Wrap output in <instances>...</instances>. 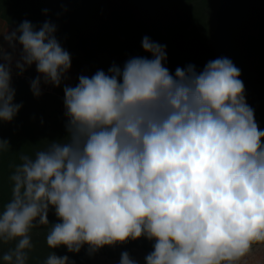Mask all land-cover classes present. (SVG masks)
<instances>
[{"label": "clouds", "instance_id": "9594fccd", "mask_svg": "<svg viewBox=\"0 0 264 264\" xmlns=\"http://www.w3.org/2000/svg\"><path fill=\"white\" fill-rule=\"evenodd\" d=\"M45 22L25 20L0 37L15 50L19 74L36 67L41 83L60 87L71 56ZM152 58L132 57L105 73L80 75L65 85L66 138L21 155L9 179L11 199L0 211L4 264H27L31 231L58 223L46 235L50 249L91 252L145 237L154 241L146 264H241L264 244V130L246 102L241 70L231 59L165 66L166 46L142 39ZM12 53L0 44V121L14 103ZM42 78V79H41ZM8 145L0 140V151ZM43 264H69L50 252ZM120 264H137L127 252Z\"/></svg>", "mask_w": 264, "mask_h": 264}, {"label": "trees", "instance_id": "16d2710c", "mask_svg": "<svg viewBox=\"0 0 264 264\" xmlns=\"http://www.w3.org/2000/svg\"><path fill=\"white\" fill-rule=\"evenodd\" d=\"M137 7L149 13L136 11ZM0 18L15 27L27 20L37 29L51 22L72 64H85L93 74L107 73L114 63L122 68L132 57L151 59L142 48L145 36L166 46L165 66L171 73L186 60L199 72L209 61L227 57L241 70L246 102L264 130V0H0ZM30 82L23 77L11 81L14 103L22 107L10 122L0 121V140L9 145L0 151V211L11 199L9 177L22 163L20 156L34 157L37 150L67 136L63 92L67 84L61 85L60 92L36 97ZM48 220L49 225L31 231L33 248L27 264H43L50 252L68 256L69 264H84L86 254L114 257L133 247L148 254L153 251L154 241L145 237L94 252L88 245L78 253L63 246L50 249L46 235L59 222L53 208ZM10 246L0 248V254Z\"/></svg>", "mask_w": 264, "mask_h": 264}, {"label": "rangeland", "instance_id": "374dc122", "mask_svg": "<svg viewBox=\"0 0 264 264\" xmlns=\"http://www.w3.org/2000/svg\"><path fill=\"white\" fill-rule=\"evenodd\" d=\"M148 10L149 9H146L145 7H139V8L137 7L136 9V11H141L146 14L149 13ZM187 65H188V60L184 62L182 68H185ZM11 67H12V80L23 77V78H28L30 81H32L33 79L37 77V75L28 76L26 73L19 74V72L15 70L13 66ZM72 68H73L72 71L75 73L76 82L78 81V77L80 75H86L89 77L93 75L92 70H90L88 66L85 64H82L79 67L73 65ZM172 74L174 75L175 71H173ZM60 87H55L51 84L41 83V93L43 94L47 92H53L54 90H56L57 92H60V89H61ZM127 253L129 254L130 258H132L133 260L137 262V264H145V257L148 255V253L145 250L138 248V247H133ZM256 253L259 254L258 256H260V258H257V256L255 257L252 251H250V253L241 261V264H264V249L262 248V251L261 250L256 251ZM120 259H121V255L109 257L105 254H88V255L86 254V256L84 257V264H120Z\"/></svg>", "mask_w": 264, "mask_h": 264}, {"label": "crops", "instance_id": "0c3cea01", "mask_svg": "<svg viewBox=\"0 0 264 264\" xmlns=\"http://www.w3.org/2000/svg\"><path fill=\"white\" fill-rule=\"evenodd\" d=\"M16 28L17 27L7 24L3 19L0 18V33H5L7 31H11V30H14ZM0 44H3V47L7 52L12 53L14 58H13V62H12L11 66H13V68H15V70H17L19 72V70L15 67V63L20 58V52L22 50L21 46L19 44H17L15 50H13L9 46V44L2 39V37H0ZM1 62H3V61H1ZM72 67H73V65L71 63V68L69 69L68 73L66 74V77L63 80L62 84L76 85L78 83V81L76 82L75 73L72 71L73 70ZM23 73L24 74L26 73L28 76L29 75H37V76L39 75V73H37V71H36V67L34 64L31 67H28ZM262 248L264 249V246L262 244L253 245L251 251L255 255V257L257 256V258H260V256H258L259 254L256 253V251H260V250L262 251ZM262 256H263V254H262Z\"/></svg>", "mask_w": 264, "mask_h": 264}]
</instances>
